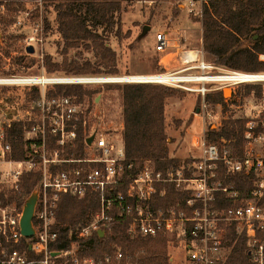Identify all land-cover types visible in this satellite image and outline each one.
<instances>
[{
  "label": "built area",
  "instance_id": "obj_1",
  "mask_svg": "<svg viewBox=\"0 0 264 264\" xmlns=\"http://www.w3.org/2000/svg\"><path fill=\"white\" fill-rule=\"evenodd\" d=\"M162 1L201 23L204 5L212 0ZM16 16L13 26L23 28L25 20ZM38 29L34 27L33 32ZM154 40L156 52L171 47L166 30L157 31ZM38 41L34 35L26 36L25 54L33 53ZM29 46L33 52L26 50ZM180 60L183 66L177 70L140 74L138 79L90 74L68 76L86 81L41 83L44 72L0 73V88L21 86L38 93L17 112L0 108V264H135L132 253L120 248L101 259L80 254L79 241L95 231L103 234L102 226L116 215L128 219L129 238L162 235L167 246L178 241L176 251L167 252L166 264H226L233 247L231 234L235 240L243 238L249 264H264V71L225 70L209 62L202 47L181 51ZM111 83L157 84L197 94L202 128L192 144L199 155L165 174L149 160L135 169L127 161L122 133L112 138L98 128L89 130V125L86 131L89 103L74 94H51L58 84ZM247 84L260 86L261 102L244 123L243 149L237 154L225 140L221 145L207 142L205 121L215 115L205 97L217 91L222 94L224 87L234 94L235 85ZM14 122L19 123L16 134L12 133ZM27 172L37 176L36 184L20 201L21 177ZM167 184H173L181 198L158 205L155 199L166 193L158 185ZM33 192V232L25 236L20 219L24 202ZM63 194L77 199L95 195L99 207L76 229V240L69 247L51 249L58 238L56 211Z\"/></svg>",
  "mask_w": 264,
  "mask_h": 264
},
{
  "label": "trees",
  "instance_id": "obj_2",
  "mask_svg": "<svg viewBox=\"0 0 264 264\" xmlns=\"http://www.w3.org/2000/svg\"><path fill=\"white\" fill-rule=\"evenodd\" d=\"M5 1L9 11H16L23 0ZM132 0H65L56 6L57 29L66 46H72L79 41L90 40L100 63L107 73L115 74V53L105 45L99 28L103 32H110L114 22V13L121 9L122 3ZM15 5V8H13ZM3 18V17H1ZM202 26V49L210 62L232 70L245 72L264 71V60L259 59L264 54V0H212L204 5ZM62 68L45 61L47 73L63 70L72 75L98 74L101 70L90 62H70ZM60 68V69H59ZM122 98V139L127 161L139 168L143 161L149 160L156 170L166 173L169 169H177L181 161L169 157L167 136L164 131V104L165 99L172 96L171 87L157 84L125 83L116 87ZM254 90L260 96V86L252 85L246 90L249 94ZM75 94L80 99L91 96L93 91L83 89L79 84H58L51 94ZM38 96L33 90L26 99L31 100ZM214 97L212 99V97ZM205 99L212 104L221 103L224 97L220 92L207 94ZM200 100V98H199ZM200 104V101H199ZM199 107V106H198ZM243 118H226L215 129L208 128L207 142L221 145V140L237 154L243 149ZM19 123L14 122L13 134L19 130ZM16 145V143H14ZM183 162H189L183 160ZM37 176L27 172L22 174L19 191L20 201H23L33 190ZM166 188L162 198L155 199L156 204L175 203L180 200L181 194L174 190L173 184L158 188ZM99 203L95 195H86L80 199L63 194L56 211L55 229L58 238L50 245L51 249H63L70 246L75 238V231L84 222L89 221L98 210ZM128 219L114 216L102 226L104 233L93 232L87 239L80 240V254L103 258L106 254L112 255L117 248L133 254L135 264H166L165 238L159 235L154 238H129L126 233ZM232 251L226 264H249L245 253L243 238L235 240ZM87 242L84 247L83 243Z\"/></svg>",
  "mask_w": 264,
  "mask_h": 264
},
{
  "label": "rangeland",
  "instance_id": "obj_3",
  "mask_svg": "<svg viewBox=\"0 0 264 264\" xmlns=\"http://www.w3.org/2000/svg\"><path fill=\"white\" fill-rule=\"evenodd\" d=\"M64 1L47 0L45 2L42 0L40 3L37 0H23L16 11H9L5 6L6 2H0V73L23 71L32 75H40L44 72L45 77L52 75L73 76L72 73H65L63 70L47 73L45 61L49 59L58 64L60 68H62L64 60L67 63L65 67L74 61L79 64L90 62L101 70L98 74L126 78L139 74L177 70L183 66L180 60L181 51L202 47L201 23L189 16L185 10H179L172 3L162 0H155L152 3L138 0L124 2L121 9L114 13L116 24L111 31L103 32L102 28L98 29L105 45L116 56L117 72L110 74L100 63L92 45H90V40L79 41L72 46L64 44L56 21V6ZM18 9L20 10L18 11ZM16 14L25 20L23 28L13 26ZM37 26L39 29L35 33L33 28ZM161 30L167 31L171 47L164 52H156L154 35ZM32 35L36 36L39 41L36 47L34 46L33 53L25 54V37ZM205 57L210 62L209 57L207 55ZM221 68L232 70L226 67ZM86 75H90V73ZM79 85L83 89L93 91L91 96L83 95L82 97L84 103L90 104V112L86 116V131H88L89 125V130L92 127L98 128L100 131L109 133L112 138H115L117 133L121 134L122 98L120 90L116 87L123 84ZM252 85H235L234 94H231L229 87H224L221 92L226 99L217 103L218 105L210 103V108L213 109L215 116L205 121L206 131L209 127L211 129L218 128L222 120L226 118L246 120L252 110H257L261 102V93L260 96H256L252 89L249 94H246V90ZM171 89L173 94L165 99L164 104V131L167 141L172 142L171 150L175 153L178 148H183L187 143L192 144V141L200 136L202 120L195 116L200 101L198 95L179 88L171 87ZM28 92V87L21 86L0 88V108L2 110L13 109L17 112L26 104ZM191 144L190 146L197 148ZM192 147L189 151L194 152ZM174 153H170L168 149L169 157L175 156ZM189 156H192L190 152ZM174 158L181 162L188 160ZM165 244L167 255V252L171 254L176 251L178 241H171L168 246L167 242Z\"/></svg>",
  "mask_w": 264,
  "mask_h": 264
},
{
  "label": "water",
  "instance_id": "obj_4",
  "mask_svg": "<svg viewBox=\"0 0 264 264\" xmlns=\"http://www.w3.org/2000/svg\"><path fill=\"white\" fill-rule=\"evenodd\" d=\"M26 50L28 52H33V48L31 46H29ZM91 139H92V136H90L87 139V142L89 143ZM35 200H36V193L33 192L24 202L22 216L20 219V229H21V233L25 236H29L33 232V229L31 226V217H32V211H33ZM98 233L101 235L102 230H99Z\"/></svg>",
  "mask_w": 264,
  "mask_h": 264
},
{
  "label": "crops",
  "instance_id": "obj_5",
  "mask_svg": "<svg viewBox=\"0 0 264 264\" xmlns=\"http://www.w3.org/2000/svg\"><path fill=\"white\" fill-rule=\"evenodd\" d=\"M195 116H197L198 117V119H199V115L197 114V113H195ZM193 137H191V139H192ZM171 144H172V142L171 141H168V149H169V152L170 153H174V152H172V150H171ZM190 144L191 143H187L186 144V146H183V148H178L176 151H175V153H174V155L175 156H171V157H178V158H180V159H183L186 155V157L184 158V159H188V158H191V157H196V156H198L199 155V151H198V149L196 150L195 148H193L192 146H190ZM192 145V144H191ZM191 147H192V149H194V152H191V151H189V149H191ZM189 152L192 154V156H189L188 157V155H189ZM188 157V158H187Z\"/></svg>",
  "mask_w": 264,
  "mask_h": 264
},
{
  "label": "bare ground",
  "instance_id": "obj_6",
  "mask_svg": "<svg viewBox=\"0 0 264 264\" xmlns=\"http://www.w3.org/2000/svg\"><path fill=\"white\" fill-rule=\"evenodd\" d=\"M140 75V74H139ZM139 75H134V76H127L126 78H130V79H138L140 78ZM120 77V76H119ZM71 77H58V76H51V77H41L39 79V82L41 83H46V82H61V81H66V82H71V81H86V79H83L82 77H74L73 79H70ZM79 78V79H78ZM115 78V77H114Z\"/></svg>",
  "mask_w": 264,
  "mask_h": 264
}]
</instances>
